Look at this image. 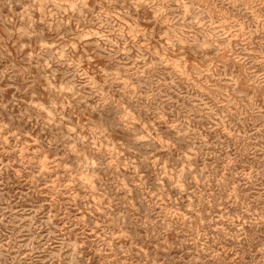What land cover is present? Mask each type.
I'll return each instance as SVG.
<instances>
[{
	"label": "rangeland",
	"instance_id": "374dc122",
	"mask_svg": "<svg viewBox=\"0 0 264 264\" xmlns=\"http://www.w3.org/2000/svg\"><path fill=\"white\" fill-rule=\"evenodd\" d=\"M0 264H264V0H0Z\"/></svg>",
	"mask_w": 264,
	"mask_h": 264
},
{
	"label": "bare ground",
	"instance_id": "6f19581e",
	"mask_svg": "<svg viewBox=\"0 0 264 264\" xmlns=\"http://www.w3.org/2000/svg\"><path fill=\"white\" fill-rule=\"evenodd\" d=\"M57 9V8H56ZM138 29V28H137ZM71 175V174H70ZM81 177V176H80ZM178 185V184H177ZM100 198V197H99ZM111 236V235H110Z\"/></svg>",
	"mask_w": 264,
	"mask_h": 264
}]
</instances>
